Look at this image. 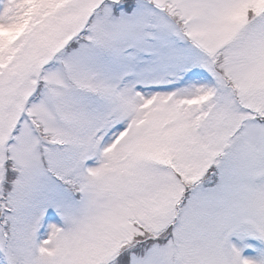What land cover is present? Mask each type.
Instances as JSON below:
<instances>
[{"label":"snow or ice","instance_id":"snow-or-ice-1","mask_svg":"<svg viewBox=\"0 0 264 264\" xmlns=\"http://www.w3.org/2000/svg\"><path fill=\"white\" fill-rule=\"evenodd\" d=\"M0 264H264V0H0Z\"/></svg>","mask_w":264,"mask_h":264}]
</instances>
